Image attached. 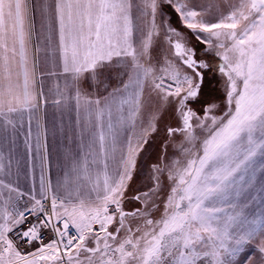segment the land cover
I'll use <instances>...</instances> for the list:
<instances>
[{
  "label": "snow or ice",
  "instance_id": "snow-or-ice-1",
  "mask_svg": "<svg viewBox=\"0 0 264 264\" xmlns=\"http://www.w3.org/2000/svg\"><path fill=\"white\" fill-rule=\"evenodd\" d=\"M206 12L192 0H41L37 28L24 0H0V142L15 143L27 113L24 148L41 169L39 198L35 185L20 191L11 179L20 174L19 160L0 146V264H237L256 232L241 231L248 224L244 209L257 202L258 173L264 181V0H236L226 15ZM51 33L75 90V110L95 120L88 153L72 157L73 171L92 165L103 172L84 199L59 191L67 180L53 185L46 178L47 129L37 123L34 134L31 127L43 96L37 66L42 51L49 55L40 38L49 41ZM161 45L166 54L153 62ZM197 46L222 61V115L213 114L214 103L193 107L211 68ZM114 69L119 87L101 99L82 95L85 74L107 80ZM67 87L56 86L54 108L67 106ZM145 110L147 128L135 142L122 139ZM169 110L178 126L166 128L167 136L181 137L175 148L182 159L153 165L147 191L128 195L147 135ZM62 131L57 126L53 135ZM221 205L239 211L225 217Z\"/></svg>",
  "mask_w": 264,
  "mask_h": 264
},
{
  "label": "rangeland",
  "instance_id": "rangeland-1",
  "mask_svg": "<svg viewBox=\"0 0 264 264\" xmlns=\"http://www.w3.org/2000/svg\"><path fill=\"white\" fill-rule=\"evenodd\" d=\"M193 3L204 6L207 8L206 15L215 17L219 14H227L228 12V5L230 3H235L236 0H192ZM164 15L166 17L171 18V23L174 27H177L179 30L184 31L181 25H179L175 15L171 8L167 7L166 5H162ZM200 11L198 7L196 9ZM135 15H141L140 12L136 13ZM145 18L146 15H145ZM157 22H160V17H157ZM190 36V33H187ZM194 44V41H193ZM197 50L199 55L211 65V68L205 71L204 81L201 86V96L200 102L193 105L195 109H200L204 107L206 104L214 103L218 107L214 110L215 115H222L223 112L227 110L226 108V78L219 73L217 70V65H219L222 61L219 57L214 56L212 53H205L203 49L197 46ZM166 54L163 51V46L161 45L160 48H154L152 51L153 62H155L156 58L160 55ZM112 72H116L114 69ZM109 74V76L112 74ZM99 79V78H98ZM111 79V78H109ZM126 79V77H125ZM105 80V79H104ZM97 80L92 81V88L88 91L89 95L98 96L100 97V88L98 87ZM202 114V113H201ZM27 116L25 114L24 117V124L22 127L19 128V133L16 136L15 143L10 144L8 141L0 142V146H2L5 151L7 152L8 149H11V154L13 160H19V176H13L11 179L15 180L18 183L20 191L28 193L33 185H35V193L37 194V198H39V184H40V175L41 169L39 166V162L35 156L29 155L25 152L24 148V137L26 135V130L28 127L27 124ZM32 121L31 127L33 133L36 132L37 120L35 111L31 113ZM147 119H148V110H145L142 113L139 120L136 121L134 127H129L123 130V137L131 139L133 142L136 141L135 133L139 136L142 134L143 130L147 128ZM47 119L44 114V110L40 109L39 111V123L45 128V123ZM178 126L177 118L172 114V112L166 111L164 112L161 119L157 122V131L156 132H149L147 135L148 143L144 145L143 149L140 151L137 157V164L136 168L132 174V180L129 182V190L128 195H134L138 190L139 191H146L148 187L152 183V175L153 169L152 166L155 164H161V166H171L173 160L182 159L180 153L175 148V145L178 144L181 140V137L174 136L172 138H168L166 128L168 127H176ZM49 134L47 133L46 142H47V167H50L49 162L50 159H53V165L56 168L63 167V170H67V167H73V159L75 157L72 151H69V148H65L64 146L61 147L57 142L56 147H53L51 140L48 138ZM60 139V138H59ZM62 144V142L59 140ZM52 143V144H51ZM73 150V149H72ZM71 154V155H70ZM83 156V155H82ZM81 156V157H82ZM81 157H75L79 160ZM15 171V168L13 169ZM79 171H76L75 176ZM50 173V172H49ZM46 178L50 179L53 185H56L58 180L52 179L49 174L46 172L44 173ZM57 178L64 177L62 182L67 180L68 184V175L67 174H60V172H56ZM72 176V174H70ZM261 174H257V183H256V201L257 202H264V194H262V186H264V181L260 179ZM50 177V178H49ZM53 177V174H52ZM163 183L167 185L166 181V172L165 176L161 177ZM138 181V183H137ZM141 181V185L139 183ZM6 182H8L6 180ZM144 186V190L137 189L136 187L142 188ZM60 192L64 193L63 189H59ZM70 192L73 196H80L82 199L88 198L91 195V190L89 189H76V190H69L65 191V194ZM13 198L15 196L13 194ZM253 202L249 208L244 209V215L248 217V224L242 229V232H246L249 230L250 227H255L256 232L254 238L251 242L245 247V251L240 254L237 264H264V253L260 251L261 247L264 246V236L261 235L264 232V208L260 207V203ZM20 203L22 204L23 201L21 200ZM245 201L243 198L240 201V204L243 205ZM130 206V205H129ZM221 207L225 208V217L235 215L236 211H233L228 205H221ZM259 209V210H258ZM11 210V209H10ZM252 221H256L255 225L252 224ZM209 260L211 258H208Z\"/></svg>",
  "mask_w": 264,
  "mask_h": 264
},
{
  "label": "crops",
  "instance_id": "crops-1",
  "mask_svg": "<svg viewBox=\"0 0 264 264\" xmlns=\"http://www.w3.org/2000/svg\"><path fill=\"white\" fill-rule=\"evenodd\" d=\"M24 2L33 9L36 18V26L39 28L41 0H24ZM133 11L134 14L138 13L135 7ZM40 39V47L46 50L49 55L45 56L42 51L39 58V64L37 66V74H42L43 76V96L38 109L35 110L37 123H39V111L42 109V111L44 110V114L47 119L45 129H47V133L49 134L48 138L51 142H53V144L51 143L52 146L56 147L54 144L58 142L61 147H68L69 151H72L75 157H81L89 151L86 145L89 143V134L94 131L93 125L95 120L89 113L83 110L79 112L75 110V102L72 99L75 95V90L72 87L70 76L63 73L61 55L58 50L57 35L55 33H51L49 41H44L43 36H41ZM49 73H54V75H49ZM97 83L100 88V97L89 95L88 91L92 88V81H90L88 75L85 74L79 82V88L82 95L88 99H101L108 94V91L120 86L119 79L116 78V72H112V74L108 76L107 80H104L103 77L97 79ZM65 84L68 85L66 89L67 106L63 110H60L53 107L52 101L60 98L56 92V86L59 85L60 90L65 91ZM57 126L61 127L63 131L57 132L53 135V130ZM80 132H83L82 140L78 138V134ZM121 138L124 139L123 130L121 132ZM138 138L139 135L135 133L134 139L137 140ZM48 165H50V167H47V174H49L52 179L62 182L64 177L57 178L56 172H60V174L69 173L66 175L68 176V184L61 187V189L64 190V193L65 191L76 189H89L90 191L94 186V181L98 179L100 181L103 180V172L97 166L90 165L86 172L81 170L75 176L76 171H73V167L70 168V166H68L66 171L63 170V167L56 168L53 165V159H50ZM70 174H72V176ZM139 206V204L126 205L128 209Z\"/></svg>",
  "mask_w": 264,
  "mask_h": 264
},
{
  "label": "trees",
  "instance_id": "trees-1",
  "mask_svg": "<svg viewBox=\"0 0 264 264\" xmlns=\"http://www.w3.org/2000/svg\"><path fill=\"white\" fill-rule=\"evenodd\" d=\"M137 183H138V181H137ZM139 183H140V185H141V181H139ZM142 186V185H141ZM137 189H142V190H144L145 188H144V186L142 187V188H139V187H136ZM147 191V190H146Z\"/></svg>",
  "mask_w": 264,
  "mask_h": 264
}]
</instances>
